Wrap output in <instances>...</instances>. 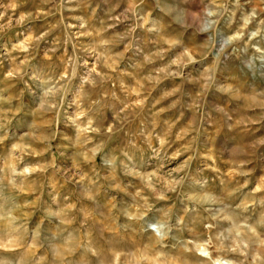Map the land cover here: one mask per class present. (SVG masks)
Instances as JSON below:
<instances>
[{
  "label": "clouds",
  "instance_id": "9594fccd",
  "mask_svg": "<svg viewBox=\"0 0 264 264\" xmlns=\"http://www.w3.org/2000/svg\"><path fill=\"white\" fill-rule=\"evenodd\" d=\"M0 264H264V0H0Z\"/></svg>",
  "mask_w": 264,
  "mask_h": 264
},
{
  "label": "rangeland",
  "instance_id": "374dc122",
  "mask_svg": "<svg viewBox=\"0 0 264 264\" xmlns=\"http://www.w3.org/2000/svg\"><path fill=\"white\" fill-rule=\"evenodd\" d=\"M93 6H95V4H93ZM103 7H104V6L101 5V8H103ZM75 14H79V13H75ZM64 15H65V16H69V15H71V14H70V13H65ZM65 22H66V23H70L71 21L66 19Z\"/></svg>",
  "mask_w": 264,
  "mask_h": 264
}]
</instances>
